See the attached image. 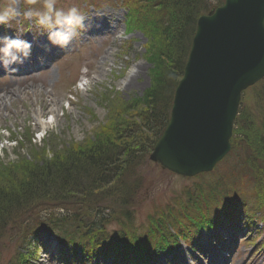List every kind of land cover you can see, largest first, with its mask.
<instances>
[{
  "label": "rangeland",
  "instance_id": "374dc122",
  "mask_svg": "<svg viewBox=\"0 0 264 264\" xmlns=\"http://www.w3.org/2000/svg\"><path fill=\"white\" fill-rule=\"evenodd\" d=\"M144 3L140 0L115 2L106 0L101 5L102 8L106 4L105 8L95 9V12L85 7L90 5L87 0H58L59 7L75 6L86 18L84 30H81L79 35L70 42L68 49L61 50L64 54L69 51V54L55 62L45 75L37 76L27 82L16 79L8 84L7 81L0 84L3 85L0 86V90H5L3 93L0 92V170L2 172L0 175L4 177V174H8L11 177L9 179L13 181L12 188L19 180L18 177L26 174L25 166L28 169L34 166L35 162L42 160V154H45L44 160L50 162L51 151H59L70 144L78 145L91 141L96 136L105 134L109 119L112 118L110 108L118 109L125 103L141 100L151 88V73L154 71V58L158 49V32L154 25L150 26ZM207 3L210 9L214 0H207ZM124 6L128 7L127 13ZM96 15L108 17L103 24L107 26L104 37L85 35L88 31L86 22ZM34 22L19 20L11 27H0V36L19 34L23 30L18 26L20 23L28 28L29 33L45 31L36 28ZM42 37L44 38L36 43L48 39L47 32ZM133 71L137 72V76L132 74ZM7 87L9 90L5 89ZM53 100L59 103L58 107L52 106L50 101ZM240 109L241 113L237 117L238 129L246 123L249 131L244 134V137L241 130L234 131L235 144L224 159L225 161L232 157L228 163L230 167L237 158L233 153L239 150L241 144L244 146L248 141L249 145L260 148L259 131L264 122V79L245 91ZM51 111L54 113L51 114ZM36 112L44 114L34 121ZM47 147L51 151L47 152ZM243 149L245 153V148ZM240 154L243 156V150ZM223 162L217 165L212 173L185 179L161 169L159 165L151 163L149 157H146L135 169L133 180L125 184L127 192L125 191L124 196L130 201L128 207L132 210L134 219L132 227L125 233V244H131V246L125 245L124 250L138 253L140 248L135 239V232L144 233L147 225L150 228V224L153 225L163 218V215L172 208L182 209L187 201L185 195L192 188L199 187V184L204 186L205 180L213 184L220 178L222 184L227 186L228 167ZM3 180H6V177ZM0 190L8 191L1 181ZM259 190L264 193V189L257 188L254 184L252 189L243 191L236 198L243 205L241 215L230 216L229 212L232 210L221 207L201 215L198 223L208 224V226L214 223L211 231L217 235L221 234L219 221L225 228L232 227L235 230L232 231L234 236L243 243L238 245L237 253L244 252L243 258L260 257L264 264V194L260 195ZM109 199L113 197L104 198L102 202ZM34 203L30 208L34 206ZM92 203L96 205L99 200ZM102 207L109 208L113 212L108 218L111 221L108 222L106 231L117 233L119 229L126 230V226L122 225L120 217L117 216L120 206L108 203ZM19 215L21 220L25 218L24 208H21ZM227 217H231V220ZM183 224L185 225L183 228L180 226L182 231L190 228L189 224ZM191 225H194L191 230L193 235L197 230L195 227L197 223ZM240 226L247 232L242 230L243 232L239 233ZM169 229L170 227H166L167 231ZM198 230L199 235L192 242L193 244L190 243L193 247L192 252L198 250L196 246L202 242H215L210 238L211 232L202 231L203 228ZM22 233L23 239L20 238ZM56 243L55 234L50 235L40 231L27 236L25 244V223L17 224L16 228L8 226L0 238V264H14V258L18 254L24 258L29 256L30 264H104L96 260L83 261L81 250L71 253L69 247L63 248ZM184 244L182 240L177 245L172 241L169 245L172 249L167 255L173 254L175 247L179 246L182 250L181 253L179 251L180 256H178L181 259L180 264L196 263V260L191 259L190 262L187 258L191 247ZM195 253H198L195 256H199L200 250ZM167 255H164L163 262L171 264V259H168ZM156 256L159 258L160 254L156 253ZM238 261V258L235 259L233 264H238Z\"/></svg>",
  "mask_w": 264,
  "mask_h": 264
},
{
  "label": "trees",
  "instance_id": "16d2710c",
  "mask_svg": "<svg viewBox=\"0 0 264 264\" xmlns=\"http://www.w3.org/2000/svg\"><path fill=\"white\" fill-rule=\"evenodd\" d=\"M95 1L105 2L91 0V3ZM140 2H145V12L147 10L148 13L145 16L150 20V26L154 25L158 32L151 88L141 100L125 103L118 109L110 108L112 118L105 134L78 145L70 144L59 151H51L47 147L46 151L52 152L51 161L46 162L45 154H42V160L35 162L34 166L29 169L25 166L26 174L18 177L13 188L11 177L8 174H4V177L0 175V181L8 189L7 192L0 190V238L8 226L16 228L17 224L25 223V244L27 236L43 231L55 234L56 240L61 245H70L73 253L81 250L85 258H100L110 261V264L121 262V256L131 261H135L136 256L147 259L154 246L168 248L169 240L173 237L166 227L174 229L177 234L190 235L194 226L191 224L197 223V229L198 225L199 228L208 226L198 223L201 215L221 207L232 210L231 196L240 193L241 187L252 189L255 184L257 188L264 189L263 122L259 131L260 148L249 145L247 141L234 151L233 155L237 158L232 167L228 165L232 157L223 162L228 167L227 186L222 184L220 178L213 184L205 180L206 187L199 184V187L192 188L185 195L187 201L182 209H170L153 224L154 227L150 224L148 228L147 225L146 233L135 232L140 248L136 253L138 255L134 257L130 251L124 252L123 247L131 245L125 244V233L132 227L134 219L128 207L130 201L124 196L125 184L133 180L135 169L150 155L168 124L174 91L183 74L198 18L212 7L222 4V0H214L208 9L207 0ZM238 121L236 119L234 127L237 132L241 130L244 137L249 130L246 123L243 124L245 127L241 125L238 129ZM241 150L243 156L239 155ZM5 177L6 180H3ZM262 193L259 190V194ZM108 197L113 199L102 202ZM98 200L99 203L93 205L92 202ZM107 202L121 207L117 216L126 230L120 229L119 234L106 231L111 221L108 218L113 213L111 209L102 207ZM33 203L34 206L30 208ZM21 208L25 209L22 220L19 215ZM183 223L189 224L190 228L182 231ZM21 237L23 239V233ZM28 258L18 254L14 264H30Z\"/></svg>",
  "mask_w": 264,
  "mask_h": 264
},
{
  "label": "water",
  "instance_id": "95a60500",
  "mask_svg": "<svg viewBox=\"0 0 264 264\" xmlns=\"http://www.w3.org/2000/svg\"><path fill=\"white\" fill-rule=\"evenodd\" d=\"M264 78V0H224L196 22L170 117L150 162L191 178L231 149L241 93Z\"/></svg>",
  "mask_w": 264,
  "mask_h": 264
},
{
  "label": "clouds",
  "instance_id": "9594fccd",
  "mask_svg": "<svg viewBox=\"0 0 264 264\" xmlns=\"http://www.w3.org/2000/svg\"><path fill=\"white\" fill-rule=\"evenodd\" d=\"M85 19L77 7H59L58 0H0V27L35 21L38 28L47 30L50 43L61 49L84 30ZM31 55L32 44L20 36L0 38V67L6 73H16L18 68L13 66L23 65Z\"/></svg>",
  "mask_w": 264,
  "mask_h": 264
},
{
  "label": "bare ground",
  "instance_id": "6f19581e",
  "mask_svg": "<svg viewBox=\"0 0 264 264\" xmlns=\"http://www.w3.org/2000/svg\"><path fill=\"white\" fill-rule=\"evenodd\" d=\"M106 19H108V17H106V16H104V15H96V16H94L91 20H88L87 22H86V27H87V29H88V31H87V33L85 34L86 36H88L89 34L91 35V36H96V35H98L99 37H104V35H105V31L107 30V26H104L103 24H104V21L106 20ZM54 60V59H53ZM46 64V63H45ZM45 67H48L47 65H45ZM3 72V71H2ZM4 74H5V71H4ZM132 74H136L135 76H137V72H132ZM5 94V93H4ZM3 94V95H4ZM50 103L52 104V106L53 107H58L59 106V103L57 102V101H50ZM55 110V109H54ZM54 113V111H51V114H53ZM43 114L44 113H42V112H36L35 113V116L36 117H34L35 119H34V121H36V119H40L39 117H41V116H43ZM220 236H221V238L223 239V240H227V238H226V235L224 234V233H221L220 234ZM226 245V244H225ZM225 245H221L220 247H219V249L218 250H222V248L225 246ZM200 253H204V251L203 252H200ZM197 256V255H196ZM207 255H205V257H206ZM198 259H199V257H198ZM201 259V261H200V264H203L204 262H205V260L207 259V258H200ZM199 259V260H200ZM257 262H258V260H257Z\"/></svg>",
  "mask_w": 264,
  "mask_h": 264
}]
</instances>
